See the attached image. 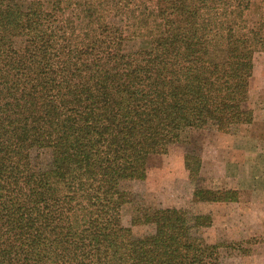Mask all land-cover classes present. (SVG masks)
Returning a JSON list of instances; mask_svg holds the SVG:
<instances>
[{
  "label": "trees",
  "instance_id": "obj_1",
  "mask_svg": "<svg viewBox=\"0 0 264 264\" xmlns=\"http://www.w3.org/2000/svg\"><path fill=\"white\" fill-rule=\"evenodd\" d=\"M261 48L264 0H0V264H224L212 212L142 207L136 236L122 209L152 155L254 121Z\"/></svg>",
  "mask_w": 264,
  "mask_h": 264
},
{
  "label": "rangeland",
  "instance_id": "obj_2",
  "mask_svg": "<svg viewBox=\"0 0 264 264\" xmlns=\"http://www.w3.org/2000/svg\"><path fill=\"white\" fill-rule=\"evenodd\" d=\"M252 18L258 15V7ZM146 44L144 39L132 42L138 47ZM250 105L255 119L248 124H239L229 132L214 127L194 128L182 142L174 143L165 153L150 157L148 175L144 180H133L134 201L122 209L124 224L132 226L136 236L154 230V225L134 223L133 218L142 207H186L194 211L212 212L214 222L202 229L212 242L242 241V247L224 250V264H264V206L254 200H263L264 185L258 191L241 188L237 175L240 164L244 165L243 153L259 141L260 153L254 165L255 172L264 177V48L254 57V73L250 84ZM246 150V151H245ZM201 155L202 168L193 178L185 164V154ZM241 173V172H239ZM238 173V174H239ZM235 181H239L238 184ZM197 186L211 188H235L240 191L237 201L197 203L194 191Z\"/></svg>",
  "mask_w": 264,
  "mask_h": 264
},
{
  "label": "crops",
  "instance_id": "obj_3",
  "mask_svg": "<svg viewBox=\"0 0 264 264\" xmlns=\"http://www.w3.org/2000/svg\"><path fill=\"white\" fill-rule=\"evenodd\" d=\"M258 144H259V141L256 142V144L253 147H249L251 150L250 152L249 150L247 151L245 150L246 153H243L244 157L249 155L247 153H250V155L248 159L245 158L244 165L240 164L238 168V172H237V175L241 179L240 181L241 183L239 184V186L241 188L252 189L254 192L255 190L258 191L260 185H264V177H262L261 174H258L257 172H255V169H254V165L256 164V159L260 153V145ZM238 183L239 181H235V183H232V184H238ZM262 189H263V196H264V186L262 187ZM252 203L254 204L253 207H255V205L264 206V197L262 201L256 202V200H254Z\"/></svg>",
  "mask_w": 264,
  "mask_h": 264
}]
</instances>
